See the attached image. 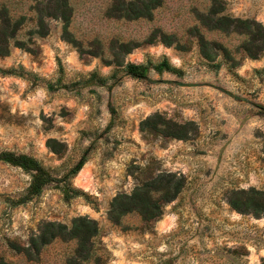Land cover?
Listing matches in <instances>:
<instances>
[{"label": "rangeland", "instance_id": "1", "mask_svg": "<svg viewBox=\"0 0 264 264\" xmlns=\"http://www.w3.org/2000/svg\"><path fill=\"white\" fill-rule=\"evenodd\" d=\"M129 1L66 0L67 38L56 0H0L7 34L19 23L0 69L37 78L0 75V152L27 155L57 179L86 154L68 183L89 199L65 201L49 184L15 205L30 177L0 162V264H264V211L228 204L231 191L264 192V44L250 58L242 35L202 26L209 0H160L149 16L127 19ZM219 1L222 15L264 29V0ZM198 36L229 58L207 61ZM162 60L180 74L156 73ZM127 63L147 66L146 78L128 76ZM168 175L181 189L158 219H109L117 195ZM76 217L98 227L85 260L74 240L24 251L43 224L69 227Z\"/></svg>", "mask_w": 264, "mask_h": 264}, {"label": "trees", "instance_id": "2", "mask_svg": "<svg viewBox=\"0 0 264 264\" xmlns=\"http://www.w3.org/2000/svg\"><path fill=\"white\" fill-rule=\"evenodd\" d=\"M211 6L207 15L200 16V22L202 26H205L208 30H214L226 34H238L244 37L241 48L242 52L246 53L250 58H255V53H250V47H258V42L264 44V29L261 24L254 20H241L233 19L228 15H222L219 9V0H209ZM160 0H132L127 3L122 2V16L127 19L144 18L150 15L151 11L159 6ZM55 6L59 13L58 18L63 24V36L69 38L67 32V26L69 22L68 13L69 7L66 0H56ZM12 26V32L7 34L9 28V20L3 18L0 22V56H6L8 54L7 45L10 40L14 38V35L19 31V23L14 22ZM37 27L43 29L45 23L43 19H39ZM198 48L200 54L209 62H212L214 58L223 54L225 58H229V53L226 48H223L217 42L205 41L202 36L197 37ZM17 46H21L16 43ZM260 51V52H261ZM249 52V54H248ZM259 54V53H258ZM220 63L213 65V68L218 69ZM153 70L161 74L163 72H170L179 75L180 73L171 67L166 60H162L157 65L152 67ZM62 71L60 63L58 64V72ZM124 71L128 76L133 78H146L148 67L144 65H134L127 63L124 66ZM0 75L2 76H17L32 78L36 81L37 78L24 73L21 69H0ZM95 78L92 74L89 80ZM48 91H54L55 88L52 84H47ZM143 123V125H145ZM183 128V127H182ZM86 161V154H83L75 165L65 174L63 177L57 179L51 176L40 164L33 158L27 155L15 154L9 151L0 152V162L10 165L12 167L19 168L30 177V183L27 188L26 195L19 199L15 205H21L30 200L34 196L41 194L43 188L49 184H54V188L59 190L63 200L68 201L75 198H82L88 201V197L81 191L72 188L68 183V178L75 176L83 167ZM181 189V180L175 178L174 175L158 176L150 181H146L144 184L136 187L130 195H117L110 206L108 211L109 219L112 221H118L120 217L136 212L145 221H155L158 219L162 212V206L173 200ZM228 204L231 208L241 212H257L258 210L264 211V192L255 191L250 189L248 191H231L228 195ZM98 234L97 223L87 217H76L72 219L70 226H66L58 223H45L43 224L38 236L32 240L33 247L23 249L27 254H30L31 250L37 251L39 247L47 245L53 240H74L76 242V256L80 259H86L90 250L92 240ZM21 249L20 247H16Z\"/></svg>", "mask_w": 264, "mask_h": 264}]
</instances>
